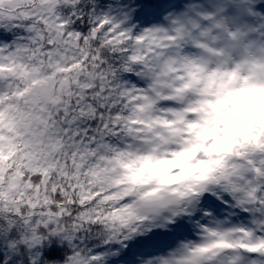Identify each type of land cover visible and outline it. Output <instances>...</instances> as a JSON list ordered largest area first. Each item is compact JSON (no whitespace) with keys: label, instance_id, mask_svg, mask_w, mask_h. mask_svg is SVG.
Here are the masks:
<instances>
[{"label":"snow or ice","instance_id":"6c2138e0","mask_svg":"<svg viewBox=\"0 0 264 264\" xmlns=\"http://www.w3.org/2000/svg\"><path fill=\"white\" fill-rule=\"evenodd\" d=\"M0 27L22 32L0 44L10 250L29 264L53 242L70 249L62 264H264V130L176 182L145 167L195 146L210 83L264 90V0H0Z\"/></svg>","mask_w":264,"mask_h":264},{"label":"rangeland","instance_id":"374dc122","mask_svg":"<svg viewBox=\"0 0 264 264\" xmlns=\"http://www.w3.org/2000/svg\"><path fill=\"white\" fill-rule=\"evenodd\" d=\"M208 90L213 99L202 110V124L192 129L195 146L172 158L158 159L146 165L147 170L166 176L163 175L165 172L177 166L183 175H194L207 167L198 160L201 154L210 159L230 151L236 138L249 139L254 133L264 130V90L236 88L225 91L218 82L210 83Z\"/></svg>","mask_w":264,"mask_h":264},{"label":"trees","instance_id":"16d2710c","mask_svg":"<svg viewBox=\"0 0 264 264\" xmlns=\"http://www.w3.org/2000/svg\"><path fill=\"white\" fill-rule=\"evenodd\" d=\"M20 34H22V32L19 30H8L0 27V38L2 41L0 44L11 43L15 36ZM175 169H179L176 175H170V173H172ZM180 171V168L176 166L174 169L171 168L163 175L166 174L164 177H167L169 181L176 182L181 178L186 177L183 175V173H180ZM36 251L42 254L38 264H44L45 260L53 261L50 262V264H55L54 261L60 262V264H62L64 256L69 253L70 249L68 248L67 244L61 245L58 242H53L51 246L45 245L43 248L36 249ZM32 255H35V253H32ZM28 256L29 253L24 248H21L19 250V254H17L15 250H10L7 247L6 240L0 239V264H6V262L7 264H21V261L23 264H29Z\"/></svg>","mask_w":264,"mask_h":264}]
</instances>
